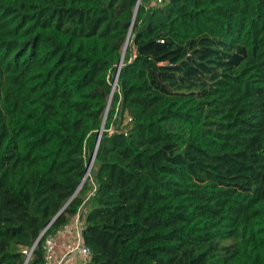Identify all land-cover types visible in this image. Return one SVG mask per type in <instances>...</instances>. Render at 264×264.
Returning a JSON list of instances; mask_svg holds the SVG:
<instances>
[{
  "label": "trees",
  "instance_id": "obj_1",
  "mask_svg": "<svg viewBox=\"0 0 264 264\" xmlns=\"http://www.w3.org/2000/svg\"><path fill=\"white\" fill-rule=\"evenodd\" d=\"M149 1L0 0V264H264V0Z\"/></svg>",
  "mask_w": 264,
  "mask_h": 264
},
{
  "label": "built area",
  "instance_id": "obj_2",
  "mask_svg": "<svg viewBox=\"0 0 264 264\" xmlns=\"http://www.w3.org/2000/svg\"><path fill=\"white\" fill-rule=\"evenodd\" d=\"M163 1L164 0H156L155 2H156V5H160L162 4ZM148 7L150 8L151 6H149L148 4ZM113 84L116 86V82H113ZM118 106H119V103L117 104V111H118ZM91 167L89 171H86V178L88 176L90 177ZM82 228H83V225H81L80 214H78L76 218L69 225H65L61 229L57 230L54 235L49 236L45 243L44 264H64L66 262H70V261L72 262L75 260L76 262L74 264H87L88 261L90 260V253H89V250L82 243V239H81ZM72 232H75L78 234V240H77V243L74 249L68 252L64 256V258H62L63 259L62 261L61 260L57 261L55 258L56 257L55 253H56L57 247H59L58 246L59 237L61 235H69Z\"/></svg>",
  "mask_w": 264,
  "mask_h": 264
},
{
  "label": "water",
  "instance_id": "obj_3",
  "mask_svg": "<svg viewBox=\"0 0 264 264\" xmlns=\"http://www.w3.org/2000/svg\"><path fill=\"white\" fill-rule=\"evenodd\" d=\"M138 3H139V0H138ZM138 3H137V6H136V8H135V10H134V17H135V14H136L137 10H138ZM134 17H133V18H134ZM132 23H133V22H132ZM128 38H129V34H128V36H127L126 42H125L124 47H123L122 56H121V59H120V61H119V64H118V67H117V70H116V76H115V78H114V80H113V82H116V83H117V78H118L119 71H120V69H121V67H122V61H123V57H124L125 50H126V48H127ZM114 87H115V85L113 84L112 89H111V93H110V96H109V99H108V102H107L106 111H105V116H104V119H103V121H102V125H101V128H100V131H99V133H98L97 144H96L95 150H94V152H93V154H92V156H91L89 162L86 164V171H89L90 167H91L92 164H93V160H94V156H95V151H96V149H97V146H98L99 140H100V138H101V134H102V132H103V126H104V122H105V117H106V114H107V110H108V108H109V106H110L111 98H112L113 93H114V90H113ZM85 179H86V175H85V177L83 178V180H82V182H81V185L83 184V182L85 181ZM79 189H80V187L77 189V191L75 192V194H74V195L68 200V202L64 205V207H63V208L57 213V215L54 217L53 220H55V219H56V218H57V217L63 212L64 208H65V207L71 202V200H72V199L74 198V196L77 194V192L79 191ZM44 232H45V230L40 234V236H39L38 239L36 240L34 246L38 243V241L40 240V238H41V236L43 235ZM34 246L32 247L30 253L32 252ZM30 253H29V255H30ZM29 255L27 256V259H26V261H25V264H27V262H28Z\"/></svg>",
  "mask_w": 264,
  "mask_h": 264
},
{
  "label": "crops",
  "instance_id": "obj_4",
  "mask_svg": "<svg viewBox=\"0 0 264 264\" xmlns=\"http://www.w3.org/2000/svg\"><path fill=\"white\" fill-rule=\"evenodd\" d=\"M84 211L81 210L80 212V216L81 214L83 213ZM85 213V212H84ZM81 225H82V221H81ZM77 240H78V234L75 233V232H72L71 234L69 235H61L59 237V247H57V250H56V253H55V258L57 261H62L64 258V256L70 252L71 250L74 249L76 243H77ZM76 262L75 261H70V262H66L64 264H74Z\"/></svg>",
  "mask_w": 264,
  "mask_h": 264
},
{
  "label": "rangeland",
  "instance_id": "obj_5",
  "mask_svg": "<svg viewBox=\"0 0 264 264\" xmlns=\"http://www.w3.org/2000/svg\"><path fill=\"white\" fill-rule=\"evenodd\" d=\"M155 1H156V0H150V1L148 2L149 6H151V7H152V6H155V5H156V2H155ZM125 52H126V50H125ZM124 55H125V53H124ZM115 76H116V74L113 73V75H112V79H113V80H114ZM112 84H113V83H112ZM113 90H114V92H115V87H114ZM111 100H112V98H111ZM110 104H111V103H110ZM113 131H114V128H112V129L110 130L109 133L111 134V133H113ZM89 158H90V157H89ZM89 158H88V159H89ZM88 161H89V160H88Z\"/></svg>",
  "mask_w": 264,
  "mask_h": 264
}]
</instances>
